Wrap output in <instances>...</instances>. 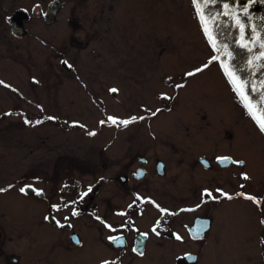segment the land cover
<instances>
[{
	"label": "rangeland",
	"instance_id": "rangeland-1",
	"mask_svg": "<svg viewBox=\"0 0 264 264\" xmlns=\"http://www.w3.org/2000/svg\"><path fill=\"white\" fill-rule=\"evenodd\" d=\"M60 1L56 21L47 24L39 12L52 0H0L3 211L10 215L12 198L21 194L17 191L55 160L73 172L77 168L85 180L94 172L103 177L98 198L106 214L131 197L126 184L120 186L119 175L126 174L127 159L140 155L168 160L181 170L192 166L178 160L201 155L247 158L264 193V132L233 91L221 62L211 59L219 55L205 36L193 0ZM21 6L31 18L26 22L29 33L18 38L9 16ZM109 117L137 119L124 126ZM193 165L195 173L201 171ZM202 176L190 182L196 185V201L200 186L238 187L239 178L229 170L204 171ZM176 180L152 181L148 193L173 201L168 185L184 187ZM210 205L201 212H212L209 237L219 241L211 247L183 246L153 237L150 258L137 264H176L175 254L188 247L201 254L198 264H264L258 242L264 226L252 203L235 198ZM26 207L21 219L28 218ZM156 214L157 208L148 205L139 223H155ZM91 222L85 214L83 223ZM32 225L43 227L36 221Z\"/></svg>",
	"mask_w": 264,
	"mask_h": 264
},
{
	"label": "flooded vegetation",
	"instance_id": "flooded-vegetation-1",
	"mask_svg": "<svg viewBox=\"0 0 264 264\" xmlns=\"http://www.w3.org/2000/svg\"><path fill=\"white\" fill-rule=\"evenodd\" d=\"M51 3L44 4L39 12V16L44 18L47 24L56 21L63 7V2H58L55 18L48 21L46 13ZM30 18L28 8L21 6L14 11L12 19L22 22L26 29L22 37H16L23 38L29 33L26 22ZM225 155L229 154L218 153L212 158L201 155L194 159L178 160L185 165H191L190 170L188 167L181 170L162 158L151 160L140 155L133 160L127 159V172L120 174L119 179L120 186L126 184L127 195L130 193L131 197L124 206L113 207L110 214L104 213L98 198V184L103 177H97L94 172L88 174L93 177L91 180H85L83 176L86 174L80 175L77 168L74 167L73 172L72 167L67 168L61 160H55L53 164L50 161L48 167H44V172L40 169L39 173L29 177L27 184L22 187L30 186V191H17L21 194H15L17 197L12 198L14 209L10 215L3 211L0 205V264H103L104 261L109 264H137L150 258L148 252L153 237H162L183 246H203L209 243L211 247L212 242L220 239L212 240L209 237L215 223L212 212L201 211L211 203L230 200L224 193H227L231 200L240 198L252 203L253 208L258 210L261 227L264 226V193L260 194L259 176L254 174L251 161L234 156L229 162L221 163L219 158ZM159 160L163 161L162 167L158 166ZM196 163L200 165L201 171L195 173L196 166L193 164ZM253 163L256 167L257 163ZM140 169L144 171V175L138 177ZM222 170L236 174L239 178L237 189H230L222 183L213 186L209 183L199 187V198L196 201L192 197V194H195L192 192L193 187L196 185L190 186V182L194 179L202 180L204 171ZM245 174L247 179L244 178ZM167 178H179L177 183L184 182L182 188L177 184V190L168 185L173 189V195L169 197L173 201H162L148 193L152 181L162 183ZM206 190L215 199L210 198ZM246 196L255 197L256 200L247 199ZM27 205L28 218L21 219L25 218L24 208H27ZM148 205L157 208L153 219L155 223L143 227L139 218L144 216ZM14 212H22L21 217ZM85 214L91 215L93 222L83 223ZM5 217L7 222H3ZM113 217L116 218L111 219ZM199 217H208L210 222L206 225L204 234L191 229ZM19 220L22 223H17ZM35 221L43 224V227L32 225ZM139 234L145 235L146 238L140 236L136 244ZM109 237L117 239L110 240ZM258 242L262 249L260 255L264 259V231L263 235L259 234ZM160 243L163 245V242ZM188 253H196L200 260L201 254L189 247L177 252L174 260L177 262Z\"/></svg>",
	"mask_w": 264,
	"mask_h": 264
},
{
	"label": "snow or ice",
	"instance_id": "snow-or-ice-1",
	"mask_svg": "<svg viewBox=\"0 0 264 264\" xmlns=\"http://www.w3.org/2000/svg\"><path fill=\"white\" fill-rule=\"evenodd\" d=\"M218 2V0H193V4L196 8V14L198 18L200 19L202 25H204V32L205 35L209 38L210 43L212 44V47L216 51L223 52L225 55V58L229 61H234L235 56L234 54L229 50L227 45L221 44L219 48H217V40L218 37L215 36V26L217 23L218 17L221 16V13H209L208 12V6ZM257 0H248V3L242 7L239 8H230V5L228 3H225L223 5L224 11L222 13L223 16H230L232 18L233 23L237 27L240 36L237 41L238 47L241 49L247 51L248 53H253L254 49L256 48L257 44L259 45L260 51L254 55H251L246 63L250 70H255L257 68V61H260V67H264V36H257V29L256 27H252V36L256 37L255 41L247 39L248 35V28L250 25L243 19V17L240 15V13H243L244 17H247L249 14V8L251 5L255 4ZM201 5H204L202 8ZM211 22L212 24V32L209 31V28L207 26L208 22ZM213 61H220L221 67L224 68L225 74L229 79V83L233 87V91L237 93V95L241 98V100L244 102L245 108L248 110V114L252 117V119L257 123L259 129L261 132H264V82H261L259 88L257 86L251 85L249 81L244 80L239 72L235 69L234 65L232 69L230 70L229 67L224 63V60L221 59V56H213L211 58ZM208 65H204V67H207ZM196 71H201V69H197ZM189 76L193 75V73H188ZM3 82L0 81V84ZM251 88V92H258L259 97L253 98L251 97L248 89ZM110 91L116 92L117 89H111ZM49 119H53L52 117H49ZM113 124H119L127 126L129 123L134 122L137 118L132 117L130 120H117V118L109 117L108 118ZM142 119V118H141ZM26 123H31L30 121H25ZM36 123H40V121H36ZM221 163H225L230 158H219ZM233 163H243L242 161H233ZM245 179H247V175L244 176ZM6 191V189L0 188V192ZM21 192H25V188L20 189ZM219 191V190H218ZM207 192V190H206ZM86 195V193H85ZM207 195L215 199V197H212V194L210 192H207ZM224 196H227V198L231 199L230 196H228L227 193L223 194ZM243 195V194H241ZM247 199L256 200L255 197L246 196ZM258 203L260 201H257ZM75 215V213H74ZM62 226V225H61ZM110 227V226H109ZM155 231V229H154ZM110 240L117 239L115 237H109ZM143 254V253H141ZM103 264H109L108 261H104Z\"/></svg>",
	"mask_w": 264,
	"mask_h": 264
},
{
	"label": "water",
	"instance_id": "water-1",
	"mask_svg": "<svg viewBox=\"0 0 264 264\" xmlns=\"http://www.w3.org/2000/svg\"><path fill=\"white\" fill-rule=\"evenodd\" d=\"M59 0H54L51 3L49 10L47 12V20L52 21L55 18L57 5ZM228 3L230 8H239L248 3V0H218V2L208 6L209 13H221V16L218 17L217 23L215 26V36L218 37L217 40V48L220 47L221 44L227 45L229 50L234 54V61H229L225 58L223 52L217 51L221 55V59L224 60V63L231 70L233 65L235 69L239 72L240 76L249 81L251 85L257 86L259 88L261 82H264V67H260V61H257V68L255 70H250L247 66V59L260 51L259 45L257 44L253 53H248L247 51L238 47L237 41L239 39L240 33L232 21L230 16H223L222 13L226 11L223 5ZM203 8L204 5H201ZM240 15L243 19L250 25L247 32V39L255 41L256 37L252 36V27H256L257 36H264V0H257V2L249 8V14L247 17L243 16L241 12ZM203 29H204V25ZM209 31L212 32V24L209 21L207 23ZM13 33L19 36L24 35L25 29L23 28V24L20 21L12 20L11 24ZM208 38V37H207ZM209 40V38H208ZM210 42V41H209ZM211 44V43H210ZM212 45V44H211ZM251 97L258 98V92H251V88L248 89ZM115 93V92H114ZM244 103V102H243ZM223 158H230L229 156H225ZM162 165V162H159V166ZM195 262V255H187L186 259L179 260L177 264H193Z\"/></svg>",
	"mask_w": 264,
	"mask_h": 264
},
{
	"label": "bare ground",
	"instance_id": "bare-ground-1",
	"mask_svg": "<svg viewBox=\"0 0 264 264\" xmlns=\"http://www.w3.org/2000/svg\"><path fill=\"white\" fill-rule=\"evenodd\" d=\"M206 36V35H205ZM206 38H207V36H206ZM209 41V40H208ZM219 54V56H221L220 55V53H218ZM239 99L241 100V98L239 97ZM240 102H242L241 104L243 105L244 103H243V101L241 100ZM18 208H20L19 206H18ZM206 221H208L209 222V219H208V217H206V218H203V217H199V218H197L196 219V222L194 223V225L191 227V229H193V230H195V231H200L201 233H203L204 234V232H205V227H206V225L208 224V222H206ZM187 255H195V262L194 263H197L198 261H199V257L197 258V254L196 253H188ZM186 255V256H187ZM185 256V257H186ZM185 257H183V260H184V258Z\"/></svg>",
	"mask_w": 264,
	"mask_h": 264
}]
</instances>
